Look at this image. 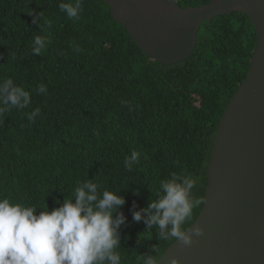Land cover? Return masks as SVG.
<instances>
[{"label": "trees", "instance_id": "trees-1", "mask_svg": "<svg viewBox=\"0 0 264 264\" xmlns=\"http://www.w3.org/2000/svg\"><path fill=\"white\" fill-rule=\"evenodd\" d=\"M176 1L187 8L211 0ZM73 2L0 0V82L11 78L31 98L27 108L0 114V198L38 215L72 198L78 182L95 180L125 200L121 264H137L139 255L159 261L176 240L160 239L133 211L157 199L173 173L191 174L192 196L205 197L220 119L247 75L255 27L244 12L217 16L202 24L190 57L165 65L147 57L103 0H82L69 18L59 5ZM40 84L46 94H37ZM133 151L139 158L128 171Z\"/></svg>", "mask_w": 264, "mask_h": 264}, {"label": "water", "instance_id": "water-1", "mask_svg": "<svg viewBox=\"0 0 264 264\" xmlns=\"http://www.w3.org/2000/svg\"><path fill=\"white\" fill-rule=\"evenodd\" d=\"M148 58L170 65L192 55L204 22L233 12L251 19L256 49L245 79L224 111L214 141L202 210L158 264H264V0H211L187 8L176 0H103Z\"/></svg>", "mask_w": 264, "mask_h": 264}, {"label": "clouds", "instance_id": "clouds-1", "mask_svg": "<svg viewBox=\"0 0 264 264\" xmlns=\"http://www.w3.org/2000/svg\"><path fill=\"white\" fill-rule=\"evenodd\" d=\"M59 7L69 18H77L82 0L61 3ZM34 44L33 54L39 55L44 47L41 37H35ZM36 91L46 94L47 87L40 84ZM30 104V93L15 85L11 78L0 82V114L12 108L25 109ZM40 111L37 107L26 113L28 120L33 121ZM138 158L136 151L125 157V169L131 171ZM196 184L197 179L191 174L173 173L169 179L160 181L157 199L146 208L133 211V220L143 219L148 230L158 228L162 240L179 241L182 247L193 246L196 243L193 236L201 237L204 231L200 227L189 231L183 225L190 220L193 210L205 203L203 197L192 196ZM100 188L95 180L80 181L72 198H65L60 207L38 215L35 206L0 198V264H121L118 230L126 217L119 209L125 200ZM137 264H158V261L152 255H139ZM169 264H179V260L171 257Z\"/></svg>", "mask_w": 264, "mask_h": 264}]
</instances>
